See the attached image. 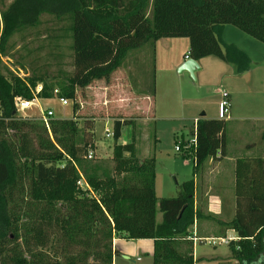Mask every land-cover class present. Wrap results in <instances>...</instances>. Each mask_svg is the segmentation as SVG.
Masks as SVG:
<instances>
[{
    "label": "trees",
    "instance_id": "16d2710c",
    "mask_svg": "<svg viewBox=\"0 0 264 264\" xmlns=\"http://www.w3.org/2000/svg\"><path fill=\"white\" fill-rule=\"evenodd\" d=\"M45 15L65 24L53 30L49 55L59 59L70 41L74 72L55 85L41 75L21 79L0 70V264H113L117 234L154 240V264H195L192 243L180 242L198 215L195 181L159 200L156 159L141 163L135 141L119 144L130 122L115 124L109 168L87 159L96 149L94 136L85 134H94L93 123L83 131L74 119L54 118L47 127L23 119L15 101H33L43 85L39 99H55L58 86L60 97L76 102L79 88L110 79L131 51L165 39L189 40L190 59L217 57L245 71L248 55L224 42V30L234 26L264 45V0H16L1 16L2 52ZM226 132L225 119L198 120L195 174L225 153ZM236 177V216L222 225L240 239L231 245L239 264H264V159H239Z\"/></svg>",
    "mask_w": 264,
    "mask_h": 264
},
{
    "label": "rangeland",
    "instance_id": "374dc122",
    "mask_svg": "<svg viewBox=\"0 0 264 264\" xmlns=\"http://www.w3.org/2000/svg\"><path fill=\"white\" fill-rule=\"evenodd\" d=\"M15 1L0 0V38L4 27L1 16ZM40 20L39 26L28 28L25 33L15 34L8 41L4 52H2L0 42V70L5 73L9 69L21 79H28L35 74L41 75L56 85L64 80L66 75L74 72L72 52L69 49L71 42H65L64 47L59 51L61 54L59 59L49 55L52 48L50 37L53 34V30L63 27L65 24L60 23L57 25V21L53 17L46 15L41 17ZM223 38L226 44L235 45L243 51H264V45L261 42L234 26L225 27ZM167 41L172 45L171 57L164 52L167 51L165 48ZM167 41H161L157 47L147 44L141 49L131 51L124 63L125 67L128 66L131 73L133 72L135 76L136 82L133 84L138 82L141 87L139 90L146 94L145 96H153L156 107H158L156 119L149 123L151 124L150 128H148L149 131L142 133L140 130L142 125L141 118L143 117L141 113L137 112L125 116V114L120 115L116 112L112 114L110 112L113 117H121L128 121L131 120V123H135V128H131L129 138L133 135V137L141 139L140 144L143 149L146 151L148 148L150 154L155 156L159 200L175 198L179 192L178 186L194 178L193 163L189 161L190 164L186 165L184 160L187 156L185 144L194 141V117L205 113L208 109V117L219 119V105L222 100L221 92L227 85L224 76L227 75L230 69H234L233 65L225 63L217 57H208L205 58L207 60L204 62L206 71L199 74V76L195 75L193 77L188 72L180 73V68L178 69L175 65L189 51V41L187 39H168ZM156 51H159V57H161L159 58L160 65L158 66L156 65ZM134 57L137 58V62H135ZM125 67L123 68L124 70ZM99 86L96 81L88 88H79L76 102H70L68 107H63L58 99H53L45 101L44 109L35 106L33 109L20 111L19 114L36 119L32 117H37L36 115H39L45 109H52L55 112L56 119H74L83 131L87 123H89L88 121H90L93 123L92 125L95 123L93 126L95 132L91 134L92 130L87 131L85 129V134L94 136L92 141L95 144L97 143L100 147L113 151L115 140L106 136V123L98 122L96 126V121H93L96 117H102L105 114L102 111L103 115H101L99 108L95 106V97L90 94V92L94 93L95 88L99 91ZM56 88L60 89L58 86ZM240 101L241 103L243 102L242 99ZM81 104L84 106L83 109ZM255 114L264 117V106L260 109V112ZM262 125L263 123L257 121L248 124L246 127L248 129V140H251V142L249 141L250 144L258 141L257 136L260 134ZM109 128L113 129V123H109ZM178 147H182L183 150L178 151ZM100 149L102 150V148ZM140 153H142V150ZM107 155L108 153L105 150L103 153L105 158H96L89 161H105L112 168L114 166V155L110 153L108 158ZM158 215H160V212H158ZM208 249L212 250L213 248L209 246ZM140 256L146 262L153 260L149 256Z\"/></svg>",
    "mask_w": 264,
    "mask_h": 264
},
{
    "label": "crops",
    "instance_id": "0c3cea01",
    "mask_svg": "<svg viewBox=\"0 0 264 264\" xmlns=\"http://www.w3.org/2000/svg\"><path fill=\"white\" fill-rule=\"evenodd\" d=\"M167 40L168 39L161 41L165 42ZM161 41H158L155 47H157ZM168 43L169 41L165 43V45L167 44L165 47L167 51L164 52H166L167 55L171 57L170 55L172 52V45L171 43ZM189 47L190 43H188V50ZM188 52L184 57H181V59L176 62L175 66L178 69L181 68L182 65L187 61L186 56ZM244 52L250 59L249 68L240 72L236 65L231 64L234 66V69H230L227 75L224 76L227 85L221 92V98H223L224 93H227L232 104L231 114L226 119L227 142L225 153L220 154L216 159L207 161L204 168L198 173L195 174L194 171V178L192 179L195 181L196 186L195 214L198 215L195 218L193 226L189 228L187 237L181 239L180 242L182 244L186 242L192 243L195 264H239V262L234 259L233 253L231 251V245L237 244L240 239L234 230L228 229L222 225L223 223H229L233 221L237 212L236 163L239 159L243 158L264 159V117H261L262 115L255 114L260 112V109H262L264 106V51ZM159 58H161L159 57V51H156L157 66L160 65ZM134 60L137 62L136 57H134ZM205 60L207 59L197 61L200 71H198L196 75L199 76V74L206 71V65L204 63ZM124 67L125 64L122 65V67L119 68L110 77V79H102L97 81V84L100 85L99 91H97L98 89L95 88L94 93L90 92V94L95 97V106L99 108L100 113L102 111L105 113L104 116L96 117L93 119V121H96V126L98 122L106 123V136L109 132L110 135H113L111 136L112 138H114V129L117 121L130 122V124L124 125L122 127V137L119 140V144L125 146L130 144L132 141H135L137 157L142 163L146 159L155 158V156L150 154V150H148V148L146 151L143 149L142 145L140 144L142 141L141 139H138V137L135 138L133 135L131 138H129L131 128H135V123H131V120L128 121L127 119L121 117H113L110 112H112V114L115 112L120 115L125 114V116H127V114L132 115L137 112L141 113L143 117L141 118L142 125L140 126V130L143 133L149 131L148 128L151 126L149 123L156 119L158 107H156L153 96H145L146 94H143L141 90H139L141 87L138 82L133 84L136 82L133 72L131 73V70H129L128 66L125 67V70L123 69ZM256 96H258L257 99ZM241 99L243 101L242 103L240 101ZM45 101L51 100L39 99V101L36 102L31 109H33L35 106L40 109L43 108ZM82 104L81 108L83 109L84 106ZM46 110L48 109L43 111ZM207 112L208 109L205 113L194 117L193 131L196 129L198 120L217 119L208 117ZM41 115L42 111L39 115H36L37 117L33 115L34 117L32 118L38 119L41 117ZM101 115L103 114L101 113ZM25 117L31 119V117L27 115H25ZM65 119L66 118H62V120ZM219 119H221V113ZM257 121L263 123V125L260 128L261 130L259 136H257L258 141H256L254 144H250L251 140H248V129H246V127L248 124H252ZM110 122L113 123L112 130L109 128ZM189 144L190 142L186 143L184 146L187 152V156L184 160L186 165H189V161H191L195 168L193 157L194 152L193 149L190 148ZM99 148H102V150L100 149L101 152ZM105 150L107 151L108 155L114 151H109L106 148L100 147L96 143V149L94 151L95 159L105 158L103 156ZM141 150L142 153H140ZM108 155L107 158L109 157ZM126 156L129 157V154H126ZM107 163H105V161L102 162L103 165L109 167ZM178 187H180V185ZM156 195L158 197L157 172ZM158 212H160L159 205L156 221L157 224H161L163 221V214L160 212V215H158ZM221 239H231V241L227 244L225 242H221ZM209 246H211L213 249H208ZM113 248L115 251L113 264H154V240H128L125 235L117 234L113 240ZM183 248L184 246H182V249ZM140 255L149 256L153 260L146 262V260Z\"/></svg>",
    "mask_w": 264,
    "mask_h": 264
},
{
    "label": "built area",
    "instance_id": "2783aa9c",
    "mask_svg": "<svg viewBox=\"0 0 264 264\" xmlns=\"http://www.w3.org/2000/svg\"><path fill=\"white\" fill-rule=\"evenodd\" d=\"M186 59L187 60L190 59L189 56H186ZM42 90H43V85H39L34 92L35 98L33 101H28V100H23L22 98H17L15 101V106H16L18 113L20 111L30 110L35 105V103L39 101L38 95L42 92ZM54 94H55V99H58L63 107H68L70 105V101L67 98L59 96L60 95L59 89H56L54 91ZM231 109H232V104L230 102L229 96L227 93H224L222 101H221V105H220L221 119L226 120L231 114ZM21 117L23 119H29L28 117H25V116H21ZM54 118H55V112L53 110L48 109L46 111H42L41 117L38 118L37 120L44 122L46 124V126L49 127V122ZM111 136H113V135H110L108 132L107 137H111ZM193 145L194 146L196 145L195 139L193 142H191L189 144L190 148H192ZM177 150L181 151L182 147L181 148L178 147ZM87 159L88 160L95 159V152L90 150L87 154ZM78 186L84 190H90L89 186L86 184V182L84 180H80L78 182ZM220 241L228 244L231 241V239H229V240L221 239Z\"/></svg>",
    "mask_w": 264,
    "mask_h": 264
},
{
    "label": "water",
    "instance_id": "95a60500",
    "mask_svg": "<svg viewBox=\"0 0 264 264\" xmlns=\"http://www.w3.org/2000/svg\"><path fill=\"white\" fill-rule=\"evenodd\" d=\"M198 71H200L199 64L196 60L193 59H188L180 68V73L188 72L193 77H195Z\"/></svg>",
    "mask_w": 264,
    "mask_h": 264
}]
</instances>
